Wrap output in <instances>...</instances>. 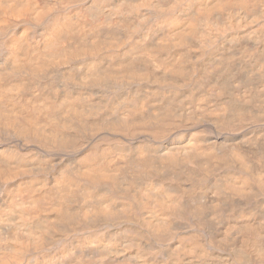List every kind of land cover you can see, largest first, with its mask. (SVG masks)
Instances as JSON below:
<instances>
[{"label": "bare ground", "instance_id": "bare-ground-1", "mask_svg": "<svg viewBox=\"0 0 264 264\" xmlns=\"http://www.w3.org/2000/svg\"><path fill=\"white\" fill-rule=\"evenodd\" d=\"M0 264H264V0H0Z\"/></svg>", "mask_w": 264, "mask_h": 264}]
</instances>
